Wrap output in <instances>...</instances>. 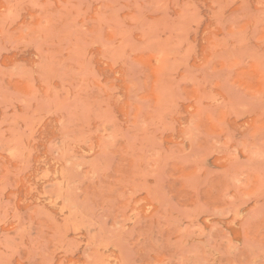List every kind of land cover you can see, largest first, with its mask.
Returning a JSON list of instances; mask_svg holds the SVG:
<instances>
[{"label":"rangeland","instance_id":"rangeland-1","mask_svg":"<svg viewBox=\"0 0 264 264\" xmlns=\"http://www.w3.org/2000/svg\"><path fill=\"white\" fill-rule=\"evenodd\" d=\"M0 264H264V0H0Z\"/></svg>","mask_w":264,"mask_h":264}]
</instances>
